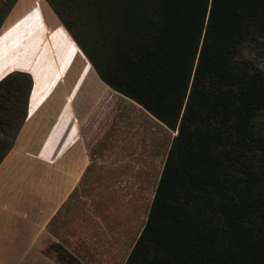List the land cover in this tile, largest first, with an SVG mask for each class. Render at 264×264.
I'll use <instances>...</instances> for the list:
<instances>
[{
  "label": "trees",
  "instance_id": "1",
  "mask_svg": "<svg viewBox=\"0 0 264 264\" xmlns=\"http://www.w3.org/2000/svg\"><path fill=\"white\" fill-rule=\"evenodd\" d=\"M16 1L0 0V26ZM44 1L98 79L176 133L123 264H264V72L238 57L264 47V0ZM31 88L26 72L0 79V163Z\"/></svg>",
  "mask_w": 264,
  "mask_h": 264
},
{
  "label": "crops",
  "instance_id": "2",
  "mask_svg": "<svg viewBox=\"0 0 264 264\" xmlns=\"http://www.w3.org/2000/svg\"><path fill=\"white\" fill-rule=\"evenodd\" d=\"M10 36L18 49L11 54V69L0 59V79L11 71L26 72L32 88L26 118L0 163V264H56L55 244L44 232L48 211L85 172L83 133L109 90L44 0L15 2L1 24L0 46ZM28 183L37 187L45 213L24 209L37 200ZM8 206L23 212L8 213Z\"/></svg>",
  "mask_w": 264,
  "mask_h": 264
},
{
  "label": "rangeland",
  "instance_id": "3",
  "mask_svg": "<svg viewBox=\"0 0 264 264\" xmlns=\"http://www.w3.org/2000/svg\"><path fill=\"white\" fill-rule=\"evenodd\" d=\"M19 13L22 14V8ZM78 17L68 20V25L92 51L84 43L90 27L82 28L85 22ZM252 42L245 41L239 46L238 57L264 72V47ZM16 44L11 36L2 39L0 59L7 62L6 70L11 69L9 61L18 49ZM108 90L83 133L87 153L85 172L61 204L53 212L48 211L51 218L44 227L52 244L61 246L80 264H123L146 221L165 156L176 134L130 100ZM31 186L28 183L26 189L34 192L37 200L31 199L33 206L24 209L36 215L45 213L47 208L42 207L37 187ZM7 209L13 214L22 207Z\"/></svg>",
  "mask_w": 264,
  "mask_h": 264
}]
</instances>
